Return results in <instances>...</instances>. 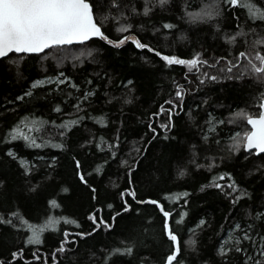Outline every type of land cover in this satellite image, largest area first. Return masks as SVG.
I'll return each mask as SVG.
<instances>
[{"label": "trees", "instance_id": "trees-1", "mask_svg": "<svg viewBox=\"0 0 264 264\" xmlns=\"http://www.w3.org/2000/svg\"><path fill=\"white\" fill-rule=\"evenodd\" d=\"M88 1L107 39L0 59V264H264V0Z\"/></svg>", "mask_w": 264, "mask_h": 264}, {"label": "snow or ice", "instance_id": "snow-or-ice-1", "mask_svg": "<svg viewBox=\"0 0 264 264\" xmlns=\"http://www.w3.org/2000/svg\"><path fill=\"white\" fill-rule=\"evenodd\" d=\"M165 2L166 0H161V3ZM229 3L235 6L238 0H229ZM244 6L248 7L249 5L244 4ZM250 18L264 20V13L257 15L253 8L250 10ZM93 37L107 39L102 33L101 27L95 22L92 7L87 0H0V58L13 52L39 53L45 49L71 45L73 42L87 41ZM125 39L127 38L125 37ZM123 43L122 39L119 44ZM258 43L261 42L258 41ZM136 44L137 47H144L138 41ZM243 55L244 53H241V56ZM162 58L169 65L187 63L195 67L198 63L195 59L184 61L168 56ZM256 59L260 61V66L251 64V71L264 74V56L257 54ZM211 78L215 79V77ZM261 107L264 108V102ZM246 119L253 129L243 137L246 150L255 149L257 153H264V112H261L258 118L246 117ZM236 147H239V144ZM130 195L135 196L134 193H130ZM52 203L55 206V201ZM148 203L156 204L157 202L148 201ZM169 215L168 212H164L165 217ZM165 228L168 238L176 245L175 252L167 257V264H173L176 253L180 251L179 242L167 223ZM41 231L33 229L28 243L39 244ZM244 238L249 239L247 235ZM237 251H241V249H237ZM261 255H264V251L261 252ZM256 264H260V262L257 261Z\"/></svg>", "mask_w": 264, "mask_h": 264}, {"label": "rangeland", "instance_id": "rangeland-1", "mask_svg": "<svg viewBox=\"0 0 264 264\" xmlns=\"http://www.w3.org/2000/svg\"><path fill=\"white\" fill-rule=\"evenodd\" d=\"M240 3V0H238V3H237V5ZM204 8H206V5L204 6ZM193 19H191L190 18V21H192ZM87 49V48H86ZM80 51H82V49H78V50H74V52H71V51H69V52H66V50H64V49H56V50H54V52L57 54V58H59V57H61L62 59H65V58H70V57H73V58H75L76 56V54H74V53H79V55H81V54H84V52H86V51H82L81 53H80ZM73 54V55H71L70 56V54ZM88 53V52H87ZM168 57H170V58H176V59H180V58H178V57H173V56H168ZM60 58V59H61ZM251 59H254V61H257V63H259V60H257L256 59V56L255 57H252ZM180 60H182V59H180ZM192 61V60H191ZM257 63H256V65H257ZM190 69H193V68H195V67H192L190 64H187V63H185ZM68 78L66 77V76H64L63 74H59V75H57V76H55V77H45V78H43V79H39V80H36L34 83H33V86H38V85H42V84H45V83H51V82H54V81H56L57 83H63V82H65L66 80H67ZM263 97H264V94H263ZM263 99V98H262ZM262 99H261V102H262ZM261 102H260V104H259V107H260V105H261ZM255 115V113L253 114L252 112L251 113H249V112H244V118H245V121H246V117H249V115ZM258 114V113H257ZM243 118V119H244ZM237 119H238V117H237ZM215 125H216V122L212 119V117H211V119H210V124H209V130L211 131L214 127H215ZM249 129L246 127V126H244V127H242V130L240 131L239 130V132H236L235 133V135L232 137V138H234V143H235V146L237 145V144H239V147H236L237 149L238 148H242V146L244 145V140H243V137L245 136V134H247L249 131H248ZM23 163H25L24 161H22ZM228 240H231V241H236V242H239V240H238V236H232V237H229L228 238ZM228 240L226 241V242H224L223 244H222V247H221V251H225V249H226V245L228 244Z\"/></svg>", "mask_w": 264, "mask_h": 264}, {"label": "water", "instance_id": "water-1", "mask_svg": "<svg viewBox=\"0 0 264 264\" xmlns=\"http://www.w3.org/2000/svg\"><path fill=\"white\" fill-rule=\"evenodd\" d=\"M87 2L90 4V6L92 7V10H93V15H94V20H95V22L97 23V25L98 26H100L99 24H98V22H97V20H96V17H95V13H94V8H93V5H92V3L90 2V1H88L87 0ZM101 27V26H100ZM101 30H102V33L104 34V30H103V28L101 27ZM104 36H105V34H104ZM95 38H99V37H93V38H91V39H89V40H87V41H83V42H73L71 45H75V44H83V43H86V42H88V41H90V40H92V39H95ZM63 46H66V45H63ZM58 47H61V46H58ZM50 49V48H49ZM46 50H48V49H45L44 51H46ZM43 51V52H44ZM39 53H42V52H39ZM39 53H19V54H39ZM10 54V53H9ZM8 54V55H9ZM7 55V56H8ZM6 57V56H5ZM2 58H4V57H2ZM1 59V58H0ZM262 102H264V99L262 100ZM262 104V103H261ZM261 112H264V108H262L261 107ZM261 112H260V114H261ZM259 114V115H260ZM259 115H257V116H252V118H258L259 117ZM248 123V122H247ZM249 126L251 127V131L253 130L252 129V126L249 124ZM246 149V148H245ZM248 151V150H247ZM251 151H255V153L256 154H261V153H257V151L255 150V149H253V150H251ZM179 242V241H178ZM176 246V245H175ZM175 252V251H174ZM179 253H176V257H177V255H178ZM172 255V254H171ZM176 260V259H175ZM174 260V261H175ZM173 261V262H174ZM166 264H167V262H166Z\"/></svg>", "mask_w": 264, "mask_h": 264}, {"label": "flooded vegetation", "instance_id": "flooded-vegetation-1", "mask_svg": "<svg viewBox=\"0 0 264 264\" xmlns=\"http://www.w3.org/2000/svg\"><path fill=\"white\" fill-rule=\"evenodd\" d=\"M259 108H260V111H259V114H260V112H261V105H260V107H259ZM259 114H258V115H259Z\"/></svg>", "mask_w": 264, "mask_h": 264}, {"label": "bare ground", "instance_id": "bare-ground-1", "mask_svg": "<svg viewBox=\"0 0 264 264\" xmlns=\"http://www.w3.org/2000/svg\"><path fill=\"white\" fill-rule=\"evenodd\" d=\"M99 24V23H98ZM100 25V24H99ZM101 26V25H100ZM102 27V26H101ZM228 240V239H227ZM232 244V243H231Z\"/></svg>", "mask_w": 264, "mask_h": 264}]
</instances>
